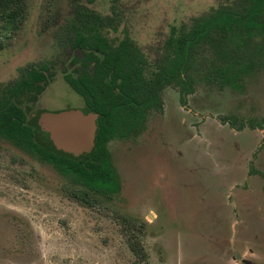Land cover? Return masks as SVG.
<instances>
[{
	"label": "rangeland",
	"instance_id": "obj_1",
	"mask_svg": "<svg viewBox=\"0 0 264 264\" xmlns=\"http://www.w3.org/2000/svg\"><path fill=\"white\" fill-rule=\"evenodd\" d=\"M20 1L15 23L0 15V85L27 65L58 69L30 118L85 108L59 72L60 28L75 6L119 13L117 35L125 29L152 60L172 28L233 0ZM208 56L194 62L185 106L166 86L143 128L108 142L118 180L109 198L76 200L81 187L52 163L0 138V264H264V72L233 88L205 75ZM37 136L48 142L43 129Z\"/></svg>",
	"mask_w": 264,
	"mask_h": 264
},
{
	"label": "trees",
	"instance_id": "obj_2",
	"mask_svg": "<svg viewBox=\"0 0 264 264\" xmlns=\"http://www.w3.org/2000/svg\"><path fill=\"white\" fill-rule=\"evenodd\" d=\"M21 11L20 0H0V15L10 22L15 23ZM121 24L116 11L102 14L77 5L60 28L64 66L59 72L83 99L82 110L97 116L90 152L74 155L57 149L46 132L48 142L39 139L38 118L46 110L28 117L27 108L55 80L56 63L27 65L18 79L0 85V138L52 163L72 185L82 188L73 190L72 197L87 203L89 194L109 198L118 189L108 142L143 128L149 110L161 108L166 86L178 89L185 106L193 92L194 62L201 53L209 55L205 75L233 88L241 87L243 76L264 72V0H233L172 28L152 60L125 29L122 37L117 35ZM220 121L238 130L257 126L242 122L237 127L228 117ZM135 250L141 251L137 245Z\"/></svg>",
	"mask_w": 264,
	"mask_h": 264
},
{
	"label": "water",
	"instance_id": "obj_3",
	"mask_svg": "<svg viewBox=\"0 0 264 264\" xmlns=\"http://www.w3.org/2000/svg\"><path fill=\"white\" fill-rule=\"evenodd\" d=\"M97 116L79 108L57 112L47 111L38 118V124L48 133L57 149L74 155L88 153L94 145Z\"/></svg>",
	"mask_w": 264,
	"mask_h": 264
}]
</instances>
